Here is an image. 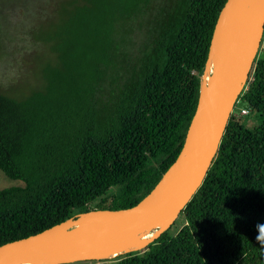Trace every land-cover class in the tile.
Wrapping results in <instances>:
<instances>
[{"label":"trees","instance_id":"16d2710c","mask_svg":"<svg viewBox=\"0 0 264 264\" xmlns=\"http://www.w3.org/2000/svg\"><path fill=\"white\" fill-rule=\"evenodd\" d=\"M226 1L68 0L56 31L40 35L55 54L44 87L21 99L0 93V171L24 183L0 190V246L79 214L132 208L153 191L195 116ZM134 18L147 27L137 53L125 27ZM238 100L260 124L249 129L231 113L174 223L99 262L264 264V34Z\"/></svg>","mask_w":264,"mask_h":264},{"label":"water","instance_id":"95a60500","mask_svg":"<svg viewBox=\"0 0 264 264\" xmlns=\"http://www.w3.org/2000/svg\"><path fill=\"white\" fill-rule=\"evenodd\" d=\"M226 28V30H224ZM264 34V0L246 13L241 0H227L217 18L209 50L211 70L183 147L153 191L123 210L79 214L38 234L0 246V264L42 262L70 264L102 261L144 248L165 232L201 186L225 132L239 95L248 80ZM205 69V73H206ZM205 75V74H204ZM202 121L195 128V119ZM101 220L103 226L83 224ZM152 229L155 235L133 249Z\"/></svg>","mask_w":264,"mask_h":264},{"label":"rangeland","instance_id":"374dc122","mask_svg":"<svg viewBox=\"0 0 264 264\" xmlns=\"http://www.w3.org/2000/svg\"><path fill=\"white\" fill-rule=\"evenodd\" d=\"M67 2L68 0H0V93L21 99L33 90L44 87L42 70L46 63L53 62L55 54L51 51V44L42 41L40 35L47 39L56 31L62 22L64 10L69 7H65ZM160 2L161 0H156L154 6ZM140 21L139 18H134L125 23L126 32L130 33L129 38L132 40L129 48L135 53L147 36V27L145 24L140 27ZM129 26H134L133 30ZM242 109L244 108L237 100L232 113L242 124L249 129L260 124L257 114L248 112L242 115ZM23 186L22 181L11 180L0 171V190ZM156 232L157 229H152L140 239L150 240ZM133 252L135 251L127 254ZM109 263L111 261L70 264Z\"/></svg>","mask_w":264,"mask_h":264},{"label":"bare ground","instance_id":"6f19581e","mask_svg":"<svg viewBox=\"0 0 264 264\" xmlns=\"http://www.w3.org/2000/svg\"><path fill=\"white\" fill-rule=\"evenodd\" d=\"M261 2H262V0H241L243 9L245 10L246 13H251V12L255 11L256 8L261 4ZM224 30H226V28H224ZM211 66H212V64L210 61V62H208V65L206 67V69H207L206 73L203 76L202 81H201L202 91H204L206 88V83L208 80V73L211 70ZM204 112H205V109H203L201 114L195 119V122L193 124V128H195L198 124H200V122L202 121V114H204ZM83 225L84 226L89 225L92 227H101V226H103V222L101 220H94V221L85 223ZM148 241L149 240L143 241L142 239H139L136 246L133 249H138V246H144L145 244H147ZM42 258H43V256L33 258L25 264H49V263L42 262Z\"/></svg>","mask_w":264,"mask_h":264},{"label":"clouds","instance_id":"9594fccd","mask_svg":"<svg viewBox=\"0 0 264 264\" xmlns=\"http://www.w3.org/2000/svg\"><path fill=\"white\" fill-rule=\"evenodd\" d=\"M257 232V241L261 243V245H264V225L257 224Z\"/></svg>","mask_w":264,"mask_h":264},{"label":"built area","instance_id":"2783aa9c","mask_svg":"<svg viewBox=\"0 0 264 264\" xmlns=\"http://www.w3.org/2000/svg\"><path fill=\"white\" fill-rule=\"evenodd\" d=\"M241 113H242V115L247 114V110H242Z\"/></svg>","mask_w":264,"mask_h":264}]
</instances>
